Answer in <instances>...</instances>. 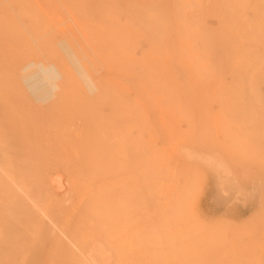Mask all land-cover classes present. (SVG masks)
<instances>
[{"label": "bare ground", "instance_id": "obj_1", "mask_svg": "<svg viewBox=\"0 0 264 264\" xmlns=\"http://www.w3.org/2000/svg\"><path fill=\"white\" fill-rule=\"evenodd\" d=\"M2 12L17 34L0 38L15 45L3 49L11 66L0 52L15 75L0 76V264H210L227 220L214 194V224L209 212L182 216L174 177L219 184L212 170L225 164L212 156L231 154L217 134L229 104L262 123L264 141V0H0ZM213 82L214 134L183 128ZM250 215L249 232L262 216Z\"/></svg>", "mask_w": 264, "mask_h": 264}, {"label": "rangeland", "instance_id": "obj_2", "mask_svg": "<svg viewBox=\"0 0 264 264\" xmlns=\"http://www.w3.org/2000/svg\"><path fill=\"white\" fill-rule=\"evenodd\" d=\"M3 13L5 14V16L3 15ZM8 15H10V18H13L14 16L12 13H5V12L0 13V16L6 17L7 20L9 18ZM10 20H8L5 23L11 26L12 25L11 22L13 23L14 19L11 22H9ZM4 25H1L2 27H4V30H2V28L0 27L1 29L0 36L3 34L4 31V34L0 37L1 39L3 37L4 40V37L6 35L5 32L7 31L9 32V29L10 32H12L9 33V36H11L14 31H15L14 33L17 34V30L14 29L13 27L14 24L11 26L13 27V31L11 30L10 26H9L10 28L8 27L7 29H5L6 25L5 26ZM238 31H242L244 33L245 29H240ZM257 33H259V36H261V34L264 33V28L258 29ZM11 39L12 38L10 37V40ZM0 43L2 44V45L0 44V48L2 49V50L0 49L1 50L0 52L4 53V55L1 54V58L3 55V58L5 57V59L7 60L8 59L6 55L7 52H5L6 50L3 49L4 47H6V45L8 46L9 43L7 42V40L4 43H2L1 40ZM256 44L257 45H255V47L257 50V56L259 55V57L262 59L256 61L257 66H255L259 70L258 88L262 93H264V54H263L264 39L262 37H258V42H256ZM14 46L15 45H12L11 47L9 46L10 48L6 47V49L11 50V48H15ZM212 47L214 48V46ZM243 47H244L243 44H241V49ZM9 59L10 60L7 61L11 63L12 57H9ZM1 60H0V66H1ZM2 65L6 66L4 64V61ZM9 65L11 66L12 63ZM3 69H5L6 71ZM3 69L2 70L0 69V71H2L0 72L1 77L3 72L6 73L9 70V67L8 69L7 67L6 68L3 67ZM12 69L10 70L11 72H7L8 75L12 73V78H10L11 75L8 76L7 81H10L9 79H13L14 71ZM5 73L4 76L6 78L7 75H5ZM1 80H2L1 83L3 81H6L5 79L3 80V78ZM225 81L226 78H223L221 80V83H224ZM212 85L213 87L210 90L211 94L209 93L208 96L210 99V103L204 106L197 107V109L192 110L193 126L190 124L189 127L184 126L183 128L189 130L192 128L193 130L196 131V133L200 135L214 134L215 127L208 121V118H210L211 120L213 114L217 113V109L214 108V103L218 98V91L216 90L217 82H213ZM8 94L6 93V95ZM199 97L200 96H198V98ZM4 98L2 95V101L6 100V96ZM246 104L252 107H257L261 105L260 102L255 103L252 98H248L246 100ZM6 105L7 107L11 106V104L8 105V103ZM204 107H205V111H204ZM11 109L12 111H14L13 107H10L8 109L9 113H12ZM196 111H198V114H196L197 113ZM219 112H220L219 117H217V119H219L217 134L219 136L220 135L223 136L228 141V146L231 149V154H226L223 156H214V155L212 156L213 162H215L217 159L220 158L223 159L225 164L224 171L222 173L221 170L220 171H216V169L212 170L213 180H216L218 178L219 184L218 185L214 184L209 177H207V184H205L203 181H200L197 177L191 178L190 176L184 175L183 173L177 174L174 177L178 189V194L180 196V202L177 207L180 210L182 216L188 215L189 217L195 216L198 218L201 216L203 219L206 215V212H209V214L211 215L210 221H212V224H214L216 221L215 219H217L216 218L217 216L212 217V215L217 214L216 212L217 208L219 207L222 208L224 217L227 220V227L226 229H223L220 232L221 238L217 246L216 247L214 246L216 249L214 248V252L212 253L211 256L212 261L210 260L211 261L210 264H215V263L264 264V237H263L264 236V141H263V134L261 133L262 123L259 124L257 127L255 121L252 118H250L248 114L239 111L236 106L231 104H229L226 109L219 110ZM9 113L8 115H10ZM199 113L201 114L202 117L205 118V121L201 120ZM9 121L10 119L8 120L6 119V122ZM198 121L199 124H197ZM257 140L259 141V145L263 147V150L256 151L258 150ZM219 141L220 140L218 139V137L214 138L213 146L217 145ZM176 143L180 147H186L188 142L183 136H181L176 139ZM170 160L174 164L172 166V170L175 168H179V165L181 166L180 164L181 159L177 155L173 154L172 156H170ZM184 164L185 165L189 164L190 166H192L195 163L193 161L190 162L189 160H185ZM183 169L184 168L182 167V170ZM53 184H54L53 189L55 190L54 191L55 194L57 196L63 195L64 194L63 192L65 191L64 180L59 179L55 181ZM202 194L204 197L202 196ZM207 194L215 195L213 198L215 199L216 202H219L218 204L219 207L215 205V203L210 204V199H209L210 196H208ZM167 195L170 201L174 200L172 199L173 197L170 196L169 192H167ZM254 211L260 212L262 216H261V220H259L257 224L249 232L248 231L249 226L246 225L245 222L251 217L250 214H252ZM237 224H241L242 230L246 232L245 233L246 235L239 234L235 230ZM54 225L55 224H53V226ZM54 227L57 228L56 225ZM151 253H157V251L155 249H152ZM32 256L33 254L27 256V258L31 259ZM181 257H182L181 255H177V257H175V261H174L175 264L178 260L181 259ZM25 258L26 256H17L14 259L15 260L14 263ZM191 258L194 257H192L191 255L190 257H185V259L189 260L188 264H192V262L190 261ZM37 259H40L39 264H43V263L45 264V262L49 263L51 257L45 254V255H39Z\"/></svg>", "mask_w": 264, "mask_h": 264}]
</instances>
